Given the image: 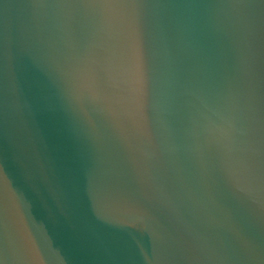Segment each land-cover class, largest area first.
Here are the masks:
<instances>
[{
    "label": "water",
    "instance_id": "95a60500",
    "mask_svg": "<svg viewBox=\"0 0 264 264\" xmlns=\"http://www.w3.org/2000/svg\"><path fill=\"white\" fill-rule=\"evenodd\" d=\"M0 264H264V0H0Z\"/></svg>",
    "mask_w": 264,
    "mask_h": 264
}]
</instances>
